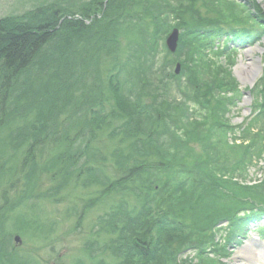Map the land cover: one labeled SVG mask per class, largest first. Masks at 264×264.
Wrapping results in <instances>:
<instances>
[{"label":"trees","instance_id":"16d2710c","mask_svg":"<svg viewBox=\"0 0 264 264\" xmlns=\"http://www.w3.org/2000/svg\"><path fill=\"white\" fill-rule=\"evenodd\" d=\"M25 1L23 13L0 18V190L5 185L12 190L16 170L21 185L14 201L0 197V254L6 255L7 264H25L9 253L12 234L33 238L44 231L40 215L25 204L37 195L44 177L43 195L48 198L72 182L83 191L95 187L98 192L96 204L103 213L80 249L89 264H177V253L192 245V233L185 232L202 217H210H195L200 196L208 200L205 192L211 186L209 199L225 206L223 183L232 179L209 161L207 168L201 165L197 170L178 161L188 147L169 131L171 115L180 109H170L166 100L172 86L166 83L168 71L183 60L182 70L193 90V63L204 60V73L211 69L207 64L215 65L210 54L215 57L218 48L212 50L213 40H228L226 28L263 18L250 17L244 4L238 3V8L231 0H199L212 7L217 20L205 22L187 7L188 23L180 9L190 0ZM257 25L258 31L248 30L238 35L241 40L235 37L236 42L258 40L264 32L263 24ZM174 28L180 35L171 56L163 39ZM210 72L213 80L207 87L216 86L212 92L232 90L219 84V71ZM203 94L211 102V94ZM261 118L264 124V107L250 127ZM214 134L209 127L198 142L207 154H235L231 149L239 148L235 163L250 155L252 146L229 145L227 138L211 142ZM222 134L223 130L218 137ZM201 167L208 169L207 175L201 174ZM181 175L187 178L180 180ZM234 189L239 196H253L248 187ZM19 206L32 216L28 225L15 211ZM207 243L212 245L210 239Z\"/></svg>","mask_w":264,"mask_h":264},{"label":"rangeland","instance_id":"374dc122","mask_svg":"<svg viewBox=\"0 0 264 264\" xmlns=\"http://www.w3.org/2000/svg\"><path fill=\"white\" fill-rule=\"evenodd\" d=\"M190 1L189 5H185L183 9H180L181 12H184V15L182 14L184 22L188 23L191 16L187 11V7H193V10L205 22L217 20L216 15H213L216 13L212 12V7L209 8L208 4H202L199 0ZM24 2L26 1L0 0V18L10 14L23 13L22 9L27 7V3ZM230 3L237 4L238 8H240L239 4H244L246 10L250 11V17H254L255 19L259 16L262 17L261 22L259 20L255 21L263 24L262 28H260L264 32V0H231ZM220 15L223 17L222 14ZM257 23L253 21L248 26L234 25L231 26L232 28H226L225 32L228 34V40H224V37L221 36L219 39L213 40L210 45L213 51L216 48L218 50L215 57L210 54L213 57L212 61L215 62V65L210 66L211 63H209L207 64V68L211 67L212 72L214 70L219 71V84L232 88L231 92H220L219 88L212 92L216 86L207 87V83H210L213 79L210 74L211 69L208 73H204L206 69V66L202 64L204 60L199 59L197 63H193L195 64V72L190 69L193 67V64H188L189 70L193 71L196 77L195 83L197 84L193 90L189 88L186 71L183 72L182 70L184 65L183 60L178 59L176 65L174 64L175 66L171 67L168 71L170 74L167 75L166 83L172 86L167 91L168 96L166 100L171 103L170 109L173 107L180 109L179 112L171 115L174 122L170 123L171 127L169 131L173 138L177 139L176 141H181L184 145L187 143L186 146L188 147L186 154L183 153L182 157H177L178 161L183 165L182 167L190 165L195 170L201 165L207 168L206 163L209 161L213 166H219V171L226 175V179L229 176L232 179L229 183H223L226 190L222 191V195H225L222 202L225 206L217 200L209 199L211 186L205 192L208 193V200L200 196L197 202L198 208L195 209L199 213L195 217L206 214L210 217H202L203 221H196L193 228L185 232V234L192 233L190 236L192 237V242H189L192 243L189 246L192 249L184 247L182 251H179L177 264H183V262L207 264L206 261L208 259L213 264H236L237 260H235L234 255L237 250L244 246H248L252 251L255 264H264L257 257L259 255L258 250L264 245V223L259 225L258 229H255L257 232H251L245 235L244 239H240L238 236L241 235L240 232L237 233L234 229L230 233L229 223L226 222L228 217L233 218L230 215L234 211L242 215V213L248 211V206L264 208V124L261 118L262 120H258L257 123H254L253 127H250V120L248 119L250 113L259 112L264 107V33L254 42H246L244 39L245 42L239 44L234 39L237 37V39L241 40L239 36L246 34L248 30L254 29L252 30L253 33L258 31L255 29L258 27ZM222 26L225 27L227 25L222 24ZM168 34L163 39V44ZM199 49H202V47ZM161 59L163 60V55L160 57V65L163 64ZM251 62L257 68L255 78L251 83L243 85L236 75V68L240 64L246 65ZM177 67H179L178 74L174 75L175 71L173 70L177 69ZM173 76L176 79H173ZM204 92L211 94V102L203 94ZM209 127H212V131L215 132L211 138V142L215 139L225 141L227 138L229 145H242V148L246 145L250 146L253 143L254 147L249 148L250 155L244 161L241 158L240 163H235V160L239 159L236 154L239 152V148L238 150L231 149L232 152H236L235 154H232L230 151H221L218 155H215L213 151H209L211 154H207L203 150L202 144H198V142L204 139ZM219 127L223 130L221 137H218L221 131L217 130ZM242 137H245V140ZM233 138L238 139V141H233ZM220 147L221 144L214 146V149ZM173 149L175 159L176 148L173 147ZM41 155L45 157V153H41ZM225 159H229L228 164L224 163ZM240 166L242 168L241 171L237 170ZM200 171L202 175L208 174V169L205 171L203 167H201ZM15 173L16 175L11 180L12 190L10 192L7 191L8 185H5L0 190V197L6 195L9 202L14 201V196L17 194L19 188H21L18 178L19 172L16 170ZM185 178L187 176L181 175L180 180H185ZM45 183L46 181L42 177L38 183L37 195L28 202H25L27 206L34 207L35 213L40 215L39 222L43 221L44 231L38 236L32 235L33 238L24 235L20 236L17 234L19 232L13 233L12 231L13 237L15 235H18V237L17 243L12 239V246L9 250V253L11 252L10 255L18 257L25 264H77L78 262L80 264H89L87 258L83 257L80 249L83 242L89 239L88 236L96 218L103 213L102 208L96 204V201L100 199V196L97 195L98 192H95V187H90L86 191H83L82 188H78L77 184L72 182L70 186L64 188L57 196L48 198L43 195L46 191ZM209 185H211V182ZM236 187H248L252 190V192H248L249 196L252 194L253 196L251 198L239 196L238 192L234 189ZM253 191L255 192L253 193ZM177 196L178 198L183 197L181 194ZM3 202L0 199V211L2 210ZM84 202L88 203L85 205ZM245 202L248 203L245 204ZM199 204L203 208H199ZM15 211L17 214H20L19 218L26 225H28V222L30 223L32 216L29 215L30 212L26 208L23 210L24 214L21 212L20 206ZM240 214H237L236 217ZM217 223L218 225L215 226ZM7 227L10 228L11 226L8 225ZM248 227L250 228V225ZM257 237H263L261 243L256 241ZM208 239L211 240L212 245L207 243ZM203 248L206 249L203 251L199 250ZM209 249L212 250L211 254L208 251ZM205 253H209L208 256L201 257ZM5 257L4 253L0 254V264H7Z\"/></svg>","mask_w":264,"mask_h":264},{"label":"bare ground","instance_id":"6f19581e","mask_svg":"<svg viewBox=\"0 0 264 264\" xmlns=\"http://www.w3.org/2000/svg\"><path fill=\"white\" fill-rule=\"evenodd\" d=\"M257 68L253 62L248 64H240L236 68V75L243 85L251 83L256 75ZM259 255L257 256L261 259V263L264 262V245L260 247ZM236 264H255V258L253 257L252 251L248 246H244L236 251L235 255Z\"/></svg>","mask_w":264,"mask_h":264},{"label":"water","instance_id":"95a60500","mask_svg":"<svg viewBox=\"0 0 264 264\" xmlns=\"http://www.w3.org/2000/svg\"><path fill=\"white\" fill-rule=\"evenodd\" d=\"M177 42H178V31L173 30L165 41V46H166V49L169 53H171V54L175 53L176 48H177ZM178 68L179 67H177L175 73L178 72ZM142 251L144 252V250H142Z\"/></svg>","mask_w":264,"mask_h":264}]
</instances>
